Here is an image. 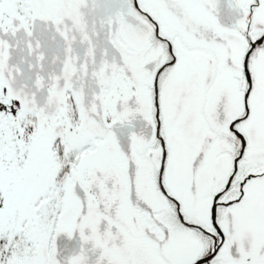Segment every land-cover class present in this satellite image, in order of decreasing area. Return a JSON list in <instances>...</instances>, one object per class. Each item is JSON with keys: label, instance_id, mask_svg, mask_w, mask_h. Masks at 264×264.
Segmentation results:
<instances>
[{"label": "snow or ice", "instance_id": "6c2138e0", "mask_svg": "<svg viewBox=\"0 0 264 264\" xmlns=\"http://www.w3.org/2000/svg\"><path fill=\"white\" fill-rule=\"evenodd\" d=\"M0 264H264V0H0Z\"/></svg>", "mask_w": 264, "mask_h": 264}]
</instances>
